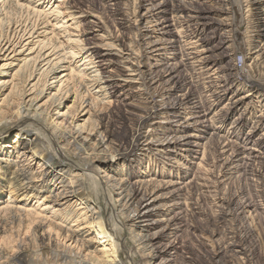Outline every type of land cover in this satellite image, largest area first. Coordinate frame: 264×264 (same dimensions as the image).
<instances>
[{"label": "bare ground", "instance_id": "obj_1", "mask_svg": "<svg viewBox=\"0 0 264 264\" xmlns=\"http://www.w3.org/2000/svg\"><path fill=\"white\" fill-rule=\"evenodd\" d=\"M31 2H0V126L12 122L0 132V264H133L128 236L149 261L169 254L175 245L159 242L181 218V212L169 215L186 204L179 202L177 188L170 189L180 184L173 179L183 177L176 157L190 164L196 162L187 157L205 160L199 141L208 129L214 131L220 156L231 150L216 182L239 170L263 177L264 75L256 70L264 61V0H130V13L110 8L117 24L132 29L126 43L120 33L104 31L91 4L36 0L42 4L36 8ZM248 16L253 34L244 57L250 63L236 67L233 45L239 46ZM82 17L96 21L86 26ZM89 32L99 35L84 38ZM95 36L98 41L91 40ZM110 51L120 53L118 62L105 58ZM177 55L179 66L196 74L193 85H206L210 105L196 99L193 90L184 92L187 74L174 75L170 62ZM78 56L82 68L73 65ZM143 57L150 62L143 64ZM103 65L110 88L122 90L119 105L138 111L132 118L112 111L118 101L105 93L102 74L88 72ZM52 79L57 80L54 86ZM96 86L100 94L92 91ZM243 89L246 93L239 95ZM227 96L222 118L211 119V107ZM242 104L229 135L219 136L226 114ZM255 110L244 145L225 150L229 137L239 136ZM111 112L128 128L126 145L118 130H99L102 115ZM31 120L41 124L43 135L25 129ZM169 159L174 168L163 166ZM167 262L161 258L156 263Z\"/></svg>", "mask_w": 264, "mask_h": 264}, {"label": "rangeland", "instance_id": "obj_2", "mask_svg": "<svg viewBox=\"0 0 264 264\" xmlns=\"http://www.w3.org/2000/svg\"><path fill=\"white\" fill-rule=\"evenodd\" d=\"M1 1L2 0H0V2ZM53 1L54 0H52V2ZM79 1L80 2L82 1V3H86V4H91V6L95 9V11L99 13L100 21H101V23L99 24L103 25L105 32L106 31L108 32L109 30L111 35L112 33L114 35H117V33H120L121 35H123V41H125V43L128 42L129 40L128 37L130 38L132 29L129 26H127L128 24H126L125 26H121L117 24L118 18H116L117 16H114L111 13L110 8H117L121 12L124 11V12L130 13L131 5H132L130 3V0H125V1L124 0H79ZM38 3L39 2H36V0L35 1L33 0V3L31 2V4L35 5L36 8H40L42 4L38 6ZM43 5H44L43 8L46 10L48 6H45V4ZM143 10L141 9V12ZM0 13H1V9H0ZM1 17L2 15L0 16V18ZM250 18L251 17L249 16L246 17L245 21L247 23H244L245 25H243L240 28V31L241 32L243 31L242 32L243 36L241 37V42H240L241 44L239 43V46L233 45L234 49H233V54L231 56V60L233 61V63L236 64L235 65L236 67H241L243 63L245 64L250 63V59L248 58L245 59L244 57V54H247L250 51L248 49L251 46V42L249 41L252 38L250 37V35L253 34L251 32V25H250V23L252 22V19ZM79 19H81V24H86V26L91 25V23H89L88 21L95 20L91 17H82ZM245 27H247V29H245ZM211 28L213 27L209 26L207 30H211ZM116 30L118 31L116 32ZM221 31L222 30H220L219 32L222 33L223 31L222 32ZM235 33H236V30H235ZM92 34L95 35V34H98V32H89L84 38H88L89 36H90L89 38H91ZM244 37L246 38L244 39ZM96 38L99 39L98 36H95V37H92L91 40L94 39V41H98ZM246 40L249 42V44ZM178 51L179 50L177 49V52ZM104 52L106 53L109 51H102V53ZM110 53H111L109 54L110 57H105V58H110L113 61L117 60L118 62V59H120V56H117V55H120V53L117 51H110ZM177 56L171 59L170 62L173 63L172 66H174V69L176 70L174 75L177 74L178 76H182L184 74H187L184 92H189L193 90L192 92L195 94L196 99L200 98L201 100L200 99L199 100L201 102H204V105H210L211 104L210 100L212 98L210 96V93H208L205 90L206 85L204 83H201V81L197 83V86L193 85L194 83L193 79H196L197 77L196 74H194V72L193 71L191 72L190 70L189 71L187 70L188 71L187 72L186 70L183 69V67L179 66V63H180L179 60L181 59L179 55ZM81 62H82L81 56H78L73 59V65L75 64L80 65ZM104 62L106 63V61ZM141 62L143 64L144 63L146 64L147 62H150V61L148 60V58L143 57V59H141ZM263 62L264 61L258 63V67L260 66V68L257 67V70H256V72L260 74L262 73L261 74L262 76L264 75V63ZM60 64H63V66L64 65L67 66L66 62H62ZM113 65L114 64H112V66ZM82 66L83 65H80V68H82ZM104 67L105 65L101 67L100 66L93 67L89 69L88 72L98 69L97 73L100 75L102 74L103 78L101 79V83L106 86L105 93H107V95L111 97L112 102L118 101L116 102L117 105H114L112 107L113 110L112 109L111 110L114 111L118 115L126 114L125 116L127 117L130 116L129 118H132L133 117L132 113H136L138 111H136V109L130 106H126L128 107L129 109L128 110L125 107V105H119L123 103V102L121 103L122 97L118 96L119 93L122 92V90L115 91L113 88H110L112 84L111 85L108 84V81L106 82L105 80L108 78L106 77L107 74L103 73ZM159 68L161 69V67H158L157 70H160ZM61 69H59V71ZM94 73L96 72H91L89 74L92 75ZM192 75L194 78L193 77L191 78ZM166 79L167 77L163 79L162 81ZM53 80L54 79H52L51 81ZM56 83H57V80H54L52 82V85L54 86ZM234 89H236V87ZM92 91H96V93L100 94L102 92V89L96 86L92 88ZM112 92L113 94H111ZM235 92L236 91H234V93ZM156 93L157 92H155V94ZM244 93H246V89L240 90L238 92L239 95L244 94ZM197 95H198V98H197ZM69 96L70 98L68 97L69 98L68 104L72 102L74 95L70 94ZM230 97L231 96H227L225 100H222L215 106L211 107L212 109L209 113V116L211 119L215 118L217 120V119L222 118L221 117V114L223 113L222 107L226 105V102L229 101ZM243 105L244 104L239 106L240 108H238V110H235L233 112L226 114L223 125H221V127L216 131L219 136L226 137L227 135H229L228 133L232 130L231 128V125L233 124L232 122L235 119V117H237L238 113L241 111L240 109L243 108L242 107ZM131 108L132 110H130ZM257 112L258 111L255 110L253 114L250 115L249 119L245 121L243 128L241 132L239 133L238 137H229V140H231L232 142L230 143L229 146L225 147V150H228L231 148L233 149L239 144L244 145V142H243L244 137L246 133H248L249 130L251 129V126L253 125V121L256 119L255 116ZM108 114L102 115V117L105 116V118L104 119L101 118L102 121L101 120L100 121L103 126L99 130L103 132L104 131L106 132V130L107 132H111L114 129L118 130L119 132H121L120 133L121 135L123 134V137L121 140L123 141L124 145H126L125 144L126 136H124V134L128 132V128L125 126V124L120 123L119 119L112 112ZM86 117H87V114L83 116L80 122H82ZM116 119L118 121H116ZM155 119L160 120L161 119L160 115L157 116ZM116 122L120 126H118ZM11 123H12L11 121L6 120L0 126V132L7 131ZM219 124L220 123H218V125ZM24 126L27 131H31V132L34 131L40 135H43L45 131L40 123L36 121H32V120L25 122ZM121 128H122V131H121ZM213 132L214 131L212 129H208L206 133H200L204 137H206L199 141L205 149L204 150L205 160L201 161L200 155H199V158L187 157V159H189L190 161L192 160V162H196V164L194 163L190 164L184 158H181L180 156L176 157V160L179 162L178 166L181 167V168L179 167L178 171L181 173L183 177H181V179H177V178L173 179L178 182L180 181V184L174 185L170 189L173 191L174 189L177 188L178 193L179 194L181 193V199H179V202L185 201L186 204L184 205L181 204L180 208H176L169 215V216H173L174 213L181 212L180 214L181 218H178L179 220L177 219L176 221H174V224L171 226V228L173 229L169 230L170 232L169 236L159 242V244L163 243V245L173 243L175 245V249H170L169 254H164L161 256V258L168 260L167 264H264V173H263V177L260 178L254 175L253 176L245 175V173L239 170L234 175H231V176L227 175L224 178H220L219 181H221V183L216 182L215 181L216 175L222 169L220 165L223 163L225 157L231 153V150H228L224 155L220 156V154H218V151L220 149L215 147V145L217 146V143H216V140L213 139V135L211 134ZM121 135L117 137V140H120L119 138H121ZM50 147L52 151L54 152V155L57 156V149L55 148V146L50 144ZM197 155L198 154H194L193 157H196ZM217 157H219V160L216 161ZM171 160L172 159L165 160V163L163 164V166L165 168H169L167 164H171L172 165L171 167L174 168L175 164H173ZM199 162L201 165L198 167ZM241 163H242L241 161L238 162V164H241ZM255 166L258 168L259 166L258 163H255V165L253 166L255 169H257ZM199 177H201L202 179H199ZM156 178H160V177H156ZM169 178L171 177L169 176ZM89 191H90L91 197H94V191L91 185L88 186V192ZM161 192H166V190H160V193ZM232 197L233 199L228 201L229 198H232ZM176 200L177 199L171 200L168 202L172 203ZM247 203H251L250 206H245ZM159 227H157L156 230H159L161 228ZM230 232H231V235H230ZM127 241H128L131 253H132L133 264H157L156 262H159V260H161V258L159 257L155 260L149 261L148 258L142 252V250L136 245V243L129 236L127 237ZM237 242H239L240 245L237 244ZM241 242H242V245H241ZM229 245H231V247ZM216 253L217 255H214Z\"/></svg>", "mask_w": 264, "mask_h": 264}]
</instances>
